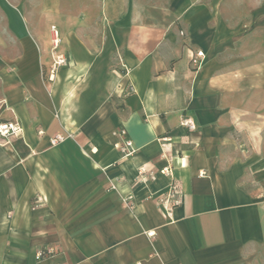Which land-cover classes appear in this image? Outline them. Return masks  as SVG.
I'll list each match as a JSON object with an SVG mask.
<instances>
[{"label":"crops","instance_id":"crops-1","mask_svg":"<svg viewBox=\"0 0 264 264\" xmlns=\"http://www.w3.org/2000/svg\"><path fill=\"white\" fill-rule=\"evenodd\" d=\"M248 1L0 0V264H264V32L223 10Z\"/></svg>","mask_w":264,"mask_h":264},{"label":"built area","instance_id":"built-area-1","mask_svg":"<svg viewBox=\"0 0 264 264\" xmlns=\"http://www.w3.org/2000/svg\"><path fill=\"white\" fill-rule=\"evenodd\" d=\"M52 33H53L52 46H53V49L56 50L60 44L61 38L59 35V30L55 25L52 26ZM196 54L198 56L204 55L202 50H198L196 52ZM193 60L196 61V58L194 57ZM66 63H67V56L65 54H63V53L56 54L52 68H51L50 77L54 76V74L56 73V70L59 66L64 65ZM190 126H193V125L190 123ZM20 130H21V128L18 125V123H16V122L10 121V122L0 123V135L1 136L7 137L10 135H16ZM118 135L120 136V142L118 143V146H119L122 154L124 156H130V155L134 154L135 151L137 150V148H136L133 140L127 135L126 130L125 129L119 130ZM63 140H64V136L62 134H56L55 136H53L51 138V143L55 145V144H58L59 142H61ZM160 171L164 174H170L171 168H170V166H165ZM175 192H176V187L173 186L172 191H170L171 196H174ZM132 198H133L132 194H129L127 196L128 201H131ZM40 200H41L40 197L36 198L37 204H39ZM174 202L176 204H178L179 199H176ZM154 233L155 232L152 230V231L148 232V235L153 236ZM54 252H55V248L53 246L49 245L46 248L39 250L37 252V258H43V257L49 256L50 254H52Z\"/></svg>","mask_w":264,"mask_h":264},{"label":"rangeland","instance_id":"rangeland-1","mask_svg":"<svg viewBox=\"0 0 264 264\" xmlns=\"http://www.w3.org/2000/svg\"><path fill=\"white\" fill-rule=\"evenodd\" d=\"M249 1L254 2V4H261L262 6L253 8L246 6L223 7L224 14L237 15L238 27L240 31L262 34L264 32V22L262 21V18H264V0Z\"/></svg>","mask_w":264,"mask_h":264}]
</instances>
